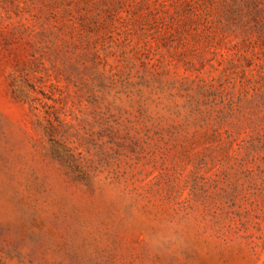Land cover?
I'll use <instances>...</instances> for the list:
<instances>
[{"label": "rangeland", "instance_id": "374dc122", "mask_svg": "<svg viewBox=\"0 0 264 264\" xmlns=\"http://www.w3.org/2000/svg\"><path fill=\"white\" fill-rule=\"evenodd\" d=\"M0 264H264V0H0Z\"/></svg>", "mask_w": 264, "mask_h": 264}]
</instances>
